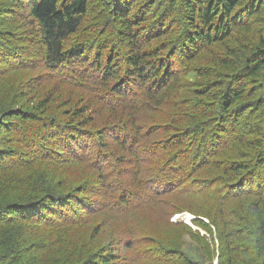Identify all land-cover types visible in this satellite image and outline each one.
<instances>
[{"label": "rangeland", "instance_id": "obj_1", "mask_svg": "<svg viewBox=\"0 0 264 264\" xmlns=\"http://www.w3.org/2000/svg\"><path fill=\"white\" fill-rule=\"evenodd\" d=\"M8 1L0 0V39L3 38V32H11L14 43L20 47L12 48L16 51L26 49L28 57L32 59L27 63L33 62L30 69L28 66L14 73H5L6 64L0 63V225L5 229L2 237L5 245H9L12 239V243L18 244L26 259L33 264H88L99 255L117 251L118 238L122 236L119 234L120 230L124 231V239L127 240L130 236L127 233L136 227V238L140 242L130 250L134 251L135 264H227L229 260L232 264H264V253H259V239L254 233L255 216L259 214L258 209L263 211L264 207H254L255 196L247 197L250 200L245 202L229 199L227 195H223L220 200L211 193L214 189H219L223 194L230 184L243 183L249 177L246 172L239 175L226 173L231 171V167L224 163H242L252 159L251 153H245L249 151L245 149L247 145L244 137L242 140L238 137L247 131L245 122L250 124L257 116H264V109L254 111V107H247L263 93V88L253 78L247 80L245 96L241 100L247 102L241 109L245 111L244 114L242 117L238 115L237 120L232 123L230 120L226 121L227 129L232 130L230 139L227 131L218 132L208 141L205 140L221 124L218 117V108L222 104L220 94L228 90V87H234L238 78L243 80L247 72L244 60L249 59L256 50L264 52V0H260L257 13L245 16V20L230 28L223 43L209 45L197 42L198 47L190 54L192 57L189 60L183 59L186 57L182 52L186 42L185 31L189 30L184 20L183 0H175L172 12H169L165 0H135V13L129 18H142L138 25H134L136 32L146 38L154 35L150 39L151 45L160 52L159 59L169 63L170 71H176L179 82L172 95L164 92L161 99L157 94L152 98L144 95L135 97L138 109L124 106L132 93L140 92V85L135 76L127 77L125 73V55L129 54L127 52L131 46L127 43L128 38L122 39L119 36L121 24L111 18L110 8L115 0H103L105 5H100L99 0H89L88 12L82 19V25L68 42V45L82 43L85 48L81 58L86 60L77 59L61 65L56 69L63 72L58 80L51 84L42 82L38 86L32 81L34 75L39 76L41 73L37 44L27 40L36 37L35 33L33 30L28 31L29 27L18 23L11 14L5 13L9 12L4 6ZM29 1L24 0L25 13ZM12 12L19 18L17 10ZM101 45H105L103 52L112 51L118 56L116 64L112 66L118 73L113 80H109L108 75L105 76L104 81L108 84L102 81L104 63L96 65L93 62L96 49ZM185 65L195 70L193 76L185 75ZM42 76L43 81L45 76ZM27 81L32 82L28 87ZM82 84L88 86L82 88ZM118 85L120 89H117ZM207 87L210 91L202 93ZM28 88H32L34 92ZM39 91L41 94H36ZM98 92L100 94L95 98ZM111 100L115 103H110ZM237 104L235 102L229 108H233L231 112H235ZM112 105L114 107H109ZM81 109L83 113L76 114ZM16 110H25L36 119L26 120L15 114L5 115L15 113ZM212 112L217 114L212 115ZM87 113L92 114V118H85ZM119 116L124 118L121 122L116 119ZM174 120L177 122H173ZM123 121L126 123L123 124ZM51 122H55L57 128L50 130V134L54 136L46 140L42 134L48 132L43 128ZM146 122L157 123L158 127L172 124L171 122L180 125L179 130H166L169 134L181 137L186 135L184 153L174 154L172 161L181 164L185 172L193 175L195 181L188 180L184 194L166 196L165 201L152 211L140 210L133 220H129L125 214L120 215V220H116L118 223L111 225L112 219L107 216L111 217L113 213L106 212L107 216H99V212L107 207L102 203L108 189L106 183H113L117 176L121 180V186L130 194L129 198L130 191L142 189L138 186V178L135 180L132 176L135 166L130 159L135 158V153L131 149H123L112 140L115 136L120 138L119 130L112 126L123 124L120 128L126 126L125 129L138 141L141 127ZM9 125L16 129L9 130ZM39 126L42 128L35 136L40 140V147L35 143L28 144L25 139L22 141V134L28 137ZM63 127H74L75 133L83 136L79 142L77 139L72 140V136H67V148H76L78 154L77 157H72V153H67V156L69 154L75 158L77 165H65L59 161L57 162L62 166L54 164V161L63 159L61 156H66L53 153L55 147L64 148V144L58 141L59 134L63 137L59 128ZM81 127L93 129L98 134L103 132L102 141L99 143L97 134L95 137L92 134L89 136ZM160 137L161 134L157 133L142 142L146 146L152 139ZM202 137L205 143L201 140ZM250 137L251 135L248 138ZM179 140L180 138L169 139L166 142L168 147L153 150L150 157L157 163H162L165 158L171 157ZM97 143L103 144L102 152L107 156H97L93 152ZM223 144L225 148L219 151L221 153L213 163L209 152ZM114 156L124 157L128 164L112 160ZM202 158L209 159L204 161ZM92 159L99 161L97 167L95 165L96 169L91 168L89 161ZM148 161L149 165L146 164ZM148 161L144 163L143 169L151 175L154 163L152 160ZM208 180L215 182V187L212 183L210 188ZM254 187H251V192H255ZM58 196H76L74 200L80 199V203L90 207L83 209L85 212L78 219L81 223L73 227L72 224H62L65 221L56 220V207H51L49 200L52 197L58 199ZM79 207L81 211V206ZM33 210H39L41 217L31 215ZM101 220L107 226L102 222L97 223ZM236 229L243 234L241 241L233 235ZM50 240L53 243L46 245ZM231 241L244 247L240 252L231 253L230 257L225 254L224 246ZM148 246L155 248L144 250ZM159 249H173L171 259L158 260Z\"/></svg>", "mask_w": 264, "mask_h": 264}, {"label": "trees", "instance_id": "obj_2", "mask_svg": "<svg viewBox=\"0 0 264 264\" xmlns=\"http://www.w3.org/2000/svg\"><path fill=\"white\" fill-rule=\"evenodd\" d=\"M134 1L135 0H115V4H113L111 8L108 6L110 8L112 20L121 24L119 36L122 39L128 38L129 42L127 43L131 46L130 50L127 52L129 54H127V56L125 55L126 76H135L140 85L138 90L140 92L138 94L132 93L128 97L127 102L124 104L125 107L130 109H138L135 97L144 95L148 98H152L155 94H157L161 99L164 92L167 94L171 93L172 95L175 92V85L179 83L178 74H175L176 71H170L169 63L164 60H160V52H158V49L151 45L150 39L152 38L151 36L154 35L146 38L143 37L142 34L136 32L137 29H135L134 25H138L142 18L138 19L136 16L135 18H129L130 16L133 17V13H135L133 5ZM165 1L167 2L166 6L169 12H172L175 8V0ZM88 3L89 0H30L27 4L28 16L27 13H25L26 10H23V7L25 6L24 0H9L8 3L4 5L9 9V12H5L6 14H11V16L14 17L18 23L25 25V27H29L28 31L33 30L35 33L34 36L36 37L28 38L27 40L32 44H37V52L39 53L37 54V57L40 59L38 63L40 65L39 69L41 73L39 76L34 75L35 78L32 80L33 82H36L37 86L42 82H49V84H51L55 82L56 79L58 80L59 75H63V72L56 69L61 65L77 59L82 60L81 56L84 52V45L79 42L68 45V42L71 37L79 31V28L82 25V19L83 17H86L88 12ZM99 3L100 5H105L106 2L99 0ZM260 3V0H183L184 20L187 24L186 28L189 29L185 31L186 42L185 46L182 47V52L186 58L183 59L187 60L192 57L190 54L197 49V42H203L209 45L216 42L223 43L229 35L230 28L238 22L245 20L243 19L245 16L257 13L260 9ZM243 8L244 10H242ZM12 10L18 11L17 14H19V18L16 17ZM161 27L162 25H160V29ZM2 37L3 38L0 39V63L3 62L6 64L4 72L14 73L15 71H19L28 66L30 69L33 61H31L30 64L27 63L32 59L28 57L26 49L16 51L12 48V46H14V48L20 47L18 44L14 43V38L11 32H3ZM104 47L105 45H101L96 49L93 62L96 65L102 64V62L104 63L103 69L105 72L102 75V81L105 80L106 75H108L109 80H113L116 78L118 70L116 72L113 70L115 67L112 69V66L113 64H116L115 60L118 56L113 54L112 51L111 53L109 51L103 52ZM23 57H26V59ZM184 68H187L184 72L185 75L187 74L188 76H193L195 74V70L187 67V65H185ZM244 68L247 72L244 75L243 80L241 81L238 78L234 87H228V90H225V92L220 94L219 98L221 99L222 104H220V107L218 108V117L221 120V124L218 128H214L215 131L211 132L209 137L205 139L206 141L218 132L226 133L227 131L229 132L230 139L232 130L227 129L226 121L230 120L232 123L234 120H237L238 115L242 117L244 114L245 111H241V109L247 102H241V100L243 99V96H245L246 82L251 78L255 80L259 87L263 88V93L257 98V101L252 102V104L247 105V107H254V111L264 109V52L256 50L249 59L244 60ZM237 71L238 69L236 72ZM56 73L58 76H56ZM42 74L45 76L43 81ZM69 74L72 73L70 72ZM31 83L32 82L27 81V87L30 86ZM103 83L108 84L107 81H104ZM32 86H34V84ZM81 86L82 88H86L88 84H82ZM118 88L120 89V85L117 86V89ZM209 89V87L204 88L202 93L210 91ZM28 90L32 91V88H28ZM36 94H41V92L39 91ZM99 94V92L95 94V98H98ZM235 102H238L236 107H234V110H236L235 112H231L230 110H233V108H229L234 106ZM110 103L115 102L111 100ZM40 104H42V102H40ZM109 107L112 108L114 105ZM83 108L86 109L85 106ZM199 111L202 113L200 107ZM14 112L15 113H5V115L8 116L9 114H15L18 117L25 118L26 120L36 119L34 115H28V112L25 110H16ZM82 113L83 109L76 111V114L81 115ZM214 114H217V112H212V115ZM233 114L234 116H232ZM85 118H92V114H85ZM116 119H119V122H121L124 118L119 116ZM173 122H177V120H174ZM173 122H171L173 125L168 123L165 124V126L160 125V127H158L159 124L156 125L157 123L153 124L146 122L141 127L138 141L131 136L128 129H125L126 126L120 128V126L126 123L125 121H123V124H115L117 127L112 126L117 128L116 130H119L118 133L120 138L115 136L114 139H111L116 141V143L123 149H131L133 153H135V158L130 159L135 166L132 176L135 180L136 177L138 178V186L142 189L141 191H130L131 198H129L130 194L121 186V180L117 176L114 178L113 183H106L108 189L105 191V197L102 198V203L105 206L107 205V207H105L102 212H99V216H107L106 212L113 213L111 217L107 216L109 219H112L110 220L111 225L112 223H118L116 220H120V215L125 214L126 217H129V220H133L138 216V213L136 212L140 210L146 209L152 211L153 208L160 206L162 202L165 201L166 196L184 194L187 189L188 180L191 182L195 181L193 175L185 172L181 164L173 163L172 161L174 154L182 155V153H184L186 136L185 134L181 137V135L166 133V130L174 131L175 128L177 130H179V128L181 129L179 124ZM245 127L247 128V131L243 133L242 136H239L238 139L242 140V137H244V142H246L247 145L245 149L249 151L245 153H251L252 159L242 163L227 161L224 165H230L231 167V171H227L226 173L233 172L239 175L246 172L249 176L248 179L245 178L243 183H235L236 186H234L235 184L233 183L230 184L231 186L227 187L228 190L225 193L223 192V194L220 193L219 189H214L211 193L214 195L213 197L220 200L223 199V195H227L229 199H238L237 201L245 202L250 200L247 197L255 196L254 201L256 206L254 207L258 209V207H264V116H257V119L250 124L249 122H245ZM8 128L9 130L16 129L15 127H10V125ZM41 128L42 127L39 126V128L36 131L34 130L33 133L28 135V137H24L25 134H22L24 137H22V141L25 139L28 144L30 143L31 145L32 143H35L38 147H40V140L37 136H35V133L39 132ZM56 128L57 124L55 122H51V124L46 125L43 129H46L48 134L44 132L42 137H46V140H48V138L51 139L54 135L50 134V130H55ZM59 129L62 130L61 132L63 133V137L59 134L58 141L64 144V148L55 147L53 153L58 156H66H61L63 159H58L56 162L54 161V164L62 166L61 163L57 162L59 161L63 164L65 163V165H67V163L70 165H77L76 159L72 158L78 156L76 148H67V136H72V140L77 139L78 142L83 136L81 134H76L74 127L71 129L65 127ZM81 129L86 130L87 133H89V136L92 134V137H95L97 134L99 143L102 141L104 136L103 132L100 131L101 133L98 134L93 129L91 130L85 127H81ZM94 131L95 133H93ZM157 133L161 134L160 138L152 139L146 146L143 144V139L150 138ZM182 133L184 132H181V134ZM220 135L222 136L224 134ZM250 135L251 137L248 138ZM175 138H180V140L177 145H175L176 148L171 157L165 158L162 163H157L155 159L150 157L153 150H164L165 146L168 147L166 142H168L169 139ZM229 139L227 141H229ZM201 140L204 142L203 137ZM99 143L96 144L93 152L97 153V156L100 154L107 156L102 152V149H104L103 144ZM217 143L219 142L217 141ZM56 144L58 143L56 142ZM224 148L225 145L223 144L215 147L213 152H209V157L213 159V163H215V159L221 153L219 151H223ZM67 153H72V157L69 154L67 156ZM186 154L191 155L189 152H186ZM114 159H117L120 164H128V161H126L124 157L120 156L117 158L114 156L112 157V160ZM208 159L202 158L201 160L206 161ZM148 160H152L154 163L151 175H149V171L143 169L144 163ZM89 163L91 164V168L96 169L95 165L97 167L99 161H94L92 159ZM146 164L149 165V161ZM100 173L102 174L101 171ZM208 182L210 188H212V183L213 185L215 184L212 180H208ZM248 185L250 186L247 187ZM251 187H254L255 192H251ZM75 197L76 196H58V199H54L52 197L49 200L51 207H56L54 209L56 220L65 221L62 223L64 225L68 223L72 224L71 226L74 227L81 223L78 219L83 216L85 212L83 209L90 208L80 203V199L74 200L73 198ZM130 200L132 201V205ZM216 203L220 205L219 202ZM79 206H81V211H79ZM258 212L259 214H256L254 219V233L259 239V253H264V209L263 211H259L258 209ZM91 213H94V211ZM30 214L41 217L39 210H33ZM99 222L105 224L104 220L98 221L97 223L99 224ZM3 227L4 226L0 225V263L33 264L30 260L26 259L22 248L18 244L12 243V239V244L10 243L9 245H5L2 238L5 234V229H3ZM137 230L138 229L136 227L130 230L127 233L130 235L129 238H126L127 240L124 239V231L120 230L119 234L122 236L118 238L119 245L116 249L117 251L114 250L106 254L99 255L95 260L88 264H135L136 258H134V251L131 252L130 250L134 246H137L140 242V239L136 238ZM233 235H236L239 241L242 240L243 234H241L239 229H236V233ZM52 243L53 241L50 240L46 245L50 246ZM40 245L41 244H39V246ZM224 247V251L226 252L225 254H229L231 257V253L240 252L244 246L231 241ZM154 248L155 247L148 246L147 248H144V250L149 251ZM139 250L143 252L142 249ZM157 252L158 260L160 259V261H164L166 258L169 261L174 253V250L163 249L162 251L159 249ZM227 264L232 263H230L229 260Z\"/></svg>", "mask_w": 264, "mask_h": 264}, {"label": "bare ground", "instance_id": "obj_3", "mask_svg": "<svg viewBox=\"0 0 264 264\" xmlns=\"http://www.w3.org/2000/svg\"><path fill=\"white\" fill-rule=\"evenodd\" d=\"M179 215H182V214H179ZM191 219V218H190Z\"/></svg>", "mask_w": 264, "mask_h": 264}]
</instances>
